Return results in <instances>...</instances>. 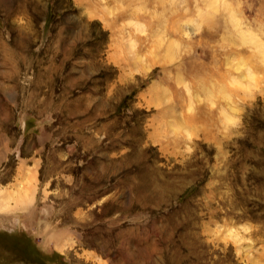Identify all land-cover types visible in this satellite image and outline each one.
Segmentation results:
<instances>
[{
  "label": "rangeland",
  "instance_id": "rangeland-1",
  "mask_svg": "<svg viewBox=\"0 0 264 264\" xmlns=\"http://www.w3.org/2000/svg\"><path fill=\"white\" fill-rule=\"evenodd\" d=\"M0 264H264V0H0Z\"/></svg>",
  "mask_w": 264,
  "mask_h": 264
}]
</instances>
